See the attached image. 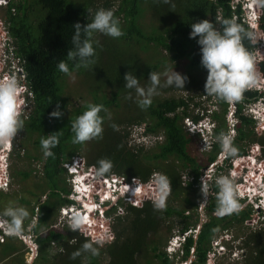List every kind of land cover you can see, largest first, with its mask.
Listing matches in <instances>:
<instances>
[{"label":"trees","instance_id":"1","mask_svg":"<svg viewBox=\"0 0 264 264\" xmlns=\"http://www.w3.org/2000/svg\"><path fill=\"white\" fill-rule=\"evenodd\" d=\"M67 1L20 0L16 6H13V10H16L15 14L11 12L12 6H9L8 11L9 30L15 39V51L19 58L27 87L33 94L31 111L25 120L22 119L24 130L29 134L38 135L39 139L35 142L38 148H41L40 141L42 138H47L48 136L57 138L55 147L51 148L52 155L46 157L43 165V185L44 189L50 190V194L47 195L45 202L38 204L37 211H34L33 208L30 212V221L33 222V217L36 218L35 226H32L31 229L33 235H35L34 243L37 247V254L33 264H100L98 257L101 255H105L109 260L107 264H140L139 261L142 260L140 257L148 252L151 253L152 259L158 260V264H174L173 259L185 262L190 257L191 250L193 255H195V259L191 264H206L207 254L211 250L213 240L222 232H228L230 229L235 228L236 225H243L249 219L251 213V210L241 209L238 214L214 217L217 191L214 185L212 186V196H210L213 201L206 208L209 212L208 220L200 227L195 239L193 235L188 236L182 248L181 258L173 256V259H171L164 252H158L155 243L150 239L155 236V232L161 227L163 219L154 213L149 218L128 220L126 222L127 226H123V220H117V224L113 228L114 239L109 246L99 249L98 254L95 256L81 252V255L75 259L72 258V254L80 250L83 243L89 240L80 234L78 235L76 231H58L53 227L49 229L46 226L51 215H55L60 208L72 204L67 198L70 190L62 185L66 182L64 176H67L63 165L77 157L78 152L84 146V143H73L74 134L71 131V124L85 109L75 110L66 119L63 115L59 118L50 116L51 112L57 110V105H59V110L62 113L66 107V102L61 98L60 92L61 82L69 74L59 71L57 65L60 61H64L70 69V74L83 73L85 70H90L93 66L92 64L88 68L74 67L75 62L68 61L67 52L73 48L72 36L74 29L72 25L75 23H80L82 27L86 25L91 20V15L95 13L97 7H94L95 5L91 0H83L84 2L77 4L71 1L68 3ZM111 3L109 0L105 1L102 7L111 10V6L113 7V5H110ZM32 10L37 15H34ZM112 12L116 18L122 15L123 21L126 23L125 31L122 30L123 35L117 39V42L121 48L125 49L127 54L132 56L129 55L123 61L117 62L116 78L112 80L116 91H114L112 100L109 103L103 102L100 104L103 105L104 109L112 106L118 108L119 103L117 100L119 98L134 93L133 89L124 87V74L126 72H131L139 82L141 80L143 82V80L147 81L146 79L151 71L157 72L162 64V62H158L155 65L147 66L145 69L142 68L135 53H132L129 48L130 45H133L129 41L138 46H142V44H145V47L153 45L155 49L160 48L165 52L170 60L178 61L184 59L189 66L197 67L200 64V52L196 39L189 38L191 24L207 19L219 28L225 19H231L247 29L243 24L240 6L234 8L231 5V0H167V2L165 0H121L117 9L115 8ZM145 13H148L152 22L157 25L151 27L148 35H144L137 24ZM261 13L260 29L264 34V3L261 5ZM30 15L34 20L30 18ZM243 44L250 53L254 51L253 45L247 40L243 41ZM98 49L95 48V51ZM262 67L264 69V62ZM182 76L187 77L188 75ZM191 85L187 77L184 89L161 86L158 92H184L188 94L197 89V85L194 87ZM194 94L192 92L188 99L189 103L192 101L191 105L193 107H197V102L194 103L192 100ZM203 95L208 96L205 92H203ZM254 95L246 90L241 100L248 102L254 99ZM200 96L202 97V94H199ZM217 105L220 106L222 112L227 109L225 102L217 100ZM179 106L180 104H177L172 99H163L162 101L157 99L148 107L142 109L138 105L139 114L130 117L128 122L115 121L109 126L108 130L103 131V138L95 139L96 143L89 148L86 166L93 167L95 170L98 167L97 162L99 160L107 159L111 161L112 167L108 173L100 177L119 176L123 177L127 182L136 179L146 183L154 172H162L168 178V181L174 185L176 179H180L178 175L180 173L173 165L176 162L178 168L188 169V174L196 179L199 175L200 167L194 159H191L187 151L191 138L184 131L181 123L183 116L176 110ZM182 107L188 109L185 104ZM235 107L239 125L235 126L237 138H234L233 142L238 148V156H242V151L245 149L243 142L247 137L245 134L247 130L252 133L250 128L253 126V121L240 114L242 107L239 104L236 103ZM184 109L182 110L187 111ZM168 114H173V116L170 117ZM217 116L215 112L211 115L213 119L217 118ZM147 120L150 121L146 128L147 133L151 135L162 134L164 141L156 145L155 148L147 150L128 147L127 139L129 133L126 130L119 129L121 124L128 126L136 121L135 125H138ZM215 133H221L219 128L215 130ZM250 140L253 139L250 138ZM97 148L99 150L95 152ZM220 151L218 143H213L206 164L213 162ZM34 159L37 160V158ZM141 159H144L146 163L142 164ZM159 163L164 164L162 170ZM18 175L22 179L30 176L29 173L23 172H19ZM105 185L106 183L102 185L100 194L107 191V186L105 187ZM99 187L100 185L97 184L96 191ZM108 188H111V186L109 185ZM179 193H181V190ZM146 194L148 193L143 195ZM41 195L45 194L41 192ZM175 195L173 194V198L177 200ZM51 196H54L55 199L50 200ZM151 197L154 199L155 195ZM187 200V198L183 199L188 205H194ZM174 213L180 219L185 218L183 212L175 211ZM43 227L48 230L37 235L38 229ZM84 227H87L84 229L87 232L88 226ZM181 231L183 232L180 233H185L187 227H182ZM53 244H57L61 248L58 251L60 257L58 261L50 260L47 256ZM240 248L246 254L242 257L239 264H264V234H262L261 230L251 232L243 240ZM1 251L4 255L11 254L10 256H13L16 249L6 244ZM145 262L146 264H151L150 260ZM20 264H23V262L21 261Z\"/></svg>","mask_w":264,"mask_h":264},{"label":"rangeland","instance_id":"2","mask_svg":"<svg viewBox=\"0 0 264 264\" xmlns=\"http://www.w3.org/2000/svg\"><path fill=\"white\" fill-rule=\"evenodd\" d=\"M20 0H14V4H17ZM73 3H81L83 0H68ZM93 1L94 7L96 9H105L102 7V4L108 0H91ZM112 3L111 11L119 6L121 0H109ZM234 4L239 2H243V0H232ZM84 2V1H83ZM99 3V4H98ZM262 3H260V6ZM107 10V9H106ZM16 10H13V14H15ZM34 15H37L35 11L32 10ZM15 16V15H14ZM40 17V16H38ZM42 17V16H41ZM32 19V16L30 15ZM119 27L121 30L125 31L126 23L123 21L122 15L118 18ZM34 20V19H32ZM138 28L143 32L144 35H148L151 30V27L157 26L154 22H152L148 13H145L141 20H138ZM9 18H7V13L5 11L0 12V78H3L6 75L14 74L18 77L20 74L19 63L17 59L14 57L12 52V58L14 61L10 60V50L8 49V40L6 39V31L10 33L9 30ZM122 31V32H123ZM264 36V35H263ZM93 39L98 41L99 44H94L95 48H99L95 54V62L93 66L88 71H84L83 73H71L66 76L61 82V92L60 96L63 100H65V110L63 111V117L66 119L75 110H83L89 104L100 105L103 102H110L112 100V95L114 91H116L115 84L112 83V80L116 78V64L117 62L123 61L126 57L131 54H127L125 49L121 48L120 44L117 42V39L111 38L101 33L94 34ZM13 50L16 48L15 40H13ZM131 42L133 45H130L129 48L131 49L132 53H135L137 60L142 68H146L147 66L155 65L158 62H162L160 69L157 71L161 73V84H164L166 80V76L164 73L166 71H170L173 69L175 72L179 73L180 75H188L191 82V86L197 85V89L192 91L194 92L193 102H197V107H193L191 105L192 101L189 103V96L192 92L185 94L184 92H167L162 93L158 92L157 95H154L151 99V103L154 100L162 101L163 99H172L177 104H180L178 108H176L177 112L183 116L181 119V123L183 125L184 131L189 135L191 138V142L187 147V151L191 159H194L197 164L199 165V175L195 179H189L183 182L182 177L185 176V173H188V169H181L177 167V163L175 165L180 179H176V182L171 183L169 181V187L172 194H176L177 200L172 198L166 200V207L163 210H156L153 207V193L151 189L156 188V177L160 174H154L151 178H149L147 183H140L138 181H133L135 186L138 185L143 187H148V194L143 195L141 190L133 191L130 189H117L119 193L108 198L111 200L108 203L107 199L103 203L99 200L100 194L99 191L91 190L88 188V191L84 192L83 189L81 190L80 195L83 198H90L91 200H96L101 205V208H97L99 213L97 214V218L94 220L92 226L95 227H88V232H85V228H81L79 231H76L77 234L83 236L84 238L90 239V232L91 230H95L97 233L103 229L104 223H101V220H106V211L110 212V208L113 207L115 204L119 203L120 208H116L113 211V215L108 217L112 220L111 234L112 239L110 242H106L103 246L99 247V249H103L109 244L112 243L114 239L113 228L117 224V220H123V226H127L126 222L128 220L134 218H149L151 214H157L158 217H162L161 227L155 232V236L151 237L150 239L153 240L158 252H164L169 257L170 248L174 246V242L177 238L181 239L184 235H179L178 232H183L182 227H187V231L185 234L193 235L194 237L197 235L198 229L208 220L207 215L209 212L207 211V207L204 208L205 204H211L213 200L210 199L212 196V186H215V180L219 177L217 173V167H219V163H221L222 157L218 158L216 155L215 160L210 162L208 165L206 164V160L210 155L209 146H208V136L207 132L203 130V127L210 128L212 125L215 128H219L221 132H232L235 137V126L239 125L238 118L235 117V104L238 103L242 106V110L240 114L245 117L249 118L253 121V128L254 134L252 135L249 133V130L246 131V139L252 138L253 141L261 142L260 146L252 145V143H243L244 151H242L243 156H238V153L235 157L228 158L224 160L226 164L224 166V171L227 172L228 170L233 171L229 173L234 180H238L237 183L240 185L238 186L239 189V201L242 205V209L251 210L249 219L243 225H236L235 228L230 229L228 232H222L216 239L212 242V248L210 252L207 254V261L206 264H239L242 260V257L246 254L243 250L241 251L240 246L242 245L243 240L251 233L258 230L262 231L264 234V199L258 200L256 199L253 201L251 196H246L243 198L241 196V189L245 186H256L259 183H264V163L263 157L261 158L260 152L264 149V135H263V127H264V119L261 110L257 107L256 104L254 106L253 101L250 100L245 102L240 100L233 104H227V109L222 112L220 106L217 105V100L214 97L204 96V83L206 80L207 72L205 69L201 67L199 64L197 67L189 66L186 60H178L172 61L170 60L169 56L166 55L160 48L155 49L153 45L145 47V44L136 45L135 43ZM101 46V48H100ZM145 49H143V48ZM255 57L256 61V70L259 75V80H264V69L262 64L264 62V42L261 41V49L259 47L254 48V53L252 54ZM21 82H23V77L18 78ZM109 82L107 83V81ZM147 81L139 82L141 87H147L149 84L148 78ZM107 83V84H106ZM253 89V88H251ZM184 93V94H183ZM199 94H202V97H199ZM140 97L137 96L135 90L134 93L129 94L128 96H123L117 100L119 103V107L116 108L114 106L105 108L107 112L101 111L100 115L104 117L102 127L103 131L108 130L109 126L115 121L120 122H128L130 117H134L139 114V107L137 101ZM127 100V102H126ZM182 104V105H181ZM183 104L188 106V109H184L182 106ZM264 105V104H263ZM141 108V107H140ZM142 109V108H141ZM187 110V111H183ZM207 110V111H206ZM215 112L218 116L217 118L213 119L211 117L212 113ZM22 113V111H20ZM206 114L209 116V119L206 118ZM233 114V115H232ZM168 116H173V114H168ZM203 117V119H202ZM25 120V118H22ZM193 121V123H192ZM132 122V121H131ZM136 121L128 126L121 124L122 130H126L128 133L131 129L134 130ZM150 124V121H145L144 123L138 124L144 128ZM257 128V130H256ZM261 130V131H260ZM102 136L100 138H103ZM218 135V134H217ZM160 140L157 139L152 142V146L149 148H155L156 145L161 144L164 141V137L162 134H158ZM99 138V139H100ZM39 137L37 134H29L23 129L19 130L17 135L14 137L13 141L10 145H0V152H7V149L10 148L11 152L6 154V156H2L0 160L2 163L4 162L2 159L6 161L8 165V173H10V185L7 191L0 190V211H2L5 207L9 206L10 204H14L16 206H22L27 209L29 216L24 221L23 230L20 236H13V237H1L0 236V264H20L21 261L23 264H33L35 261L36 255V247L33 245L35 235H33L31 229L33 226V222L35 224L36 218L33 217V222L30 221L31 210L37 211L38 204H42L47 200V195L50 194V190L47 188L44 189L43 185V165L45 164L46 157L43 154L42 148H38L35 145V142L38 141ZM216 142V139H215ZM95 139L90 140L84 143V146L81 148V151L78 152L77 157L74 159L76 162H79L78 165H85L86 164V157L89 153V148L95 144ZM205 145L207 147H205ZM127 146H131L130 143H127ZM148 147L144 148V150L149 149ZM99 149L97 148L95 152ZM258 157V159H257ZM34 158H37L34 159ZM263 160V161H262ZM142 164H145L146 161L144 159L140 160ZM249 163L248 169H252L250 171L251 175L247 178V174L244 180L240 181V174L245 171L246 164ZM161 164V170L164 167L163 163ZM252 165L254 167H252ZM252 167V168H251ZM19 172L26 173L28 176L26 179H22ZM162 175L163 173L160 172ZM203 175L205 180H203L204 184H206L208 189V195L205 199L204 196L201 194V184L202 179L199 177ZM165 176V175H164ZM193 177L192 175H190ZM222 176V175H221ZM224 176V175H223ZM113 176H110L111 178ZM66 179L64 185L68 190L71 189V183L69 176H64ZM96 179H99L96 177ZM130 183L131 184H133ZM262 189V186H260ZM43 190V191H42ZM181 190V193L179 191ZM109 191L114 192V189L107 190V195ZM115 191V192H116ZM127 191V192H125ZM43 192L45 195H41ZM125 193H128L130 197H125ZM132 193H135V199H131ZM84 194V195H83ZM140 194L139 196H137ZM126 196V195H125ZM68 198V197H67ZM80 198V197H79ZM149 198V199H148ZM184 198H187L193 206L188 205L187 202L183 201ZM55 199L54 196L50 197V200ZM169 199V198H168ZM173 199V200H172ZM23 200V201H22ZM75 202L79 199L74 198ZM187 200V201H188ZM107 201V202H106ZM216 201V199H215ZM207 202V203H205ZM148 205V206H147ZM207 205V206H208ZM144 206H146L144 208ZM71 207H76V209H82L84 207L83 201L76 202L75 205L71 204L69 206H64L63 210ZM205 210H204V209ZM61 209V208H60ZM59 209V210H60ZM56 212L55 215H51V218L48 221L47 227H53L55 230L58 231H66L70 230V227L66 224L62 223V219H60V213ZM151 210V211H148ZM103 212V216L101 213ZM129 211V212H128ZM177 212H183L184 219H180L176 214ZM171 215V216H170ZM199 215V216H198ZM94 218L95 215L93 214ZM147 216V217H146ZM154 216V215H153ZM214 217H217L215 213L213 214ZM4 218H0V221H3ZM109 228V230H110ZM46 230V227L39 228L38 233L42 234ZM107 231V230H106ZM91 235V234H90ZM11 245L16 249V252L13 256L8 254H2L1 249L4 245ZM148 245V244H147ZM50 252L47 253V256L50 260L58 261L59 260V250L60 247L57 244H53L51 246ZM243 249V248H242ZM6 256V257H5ZM4 257V258H3ZM142 260L139 261L140 264H146V260H150L151 264H158V260H154L151 258V253L148 252L146 255L140 257ZM195 259V255H191L186 261V263H182L179 259H173L174 264H189V262H193ZM13 260V261H12ZM100 264H107L109 260L105 257V255H101L98 257Z\"/></svg>","mask_w":264,"mask_h":264},{"label":"clouds","instance_id":"3","mask_svg":"<svg viewBox=\"0 0 264 264\" xmlns=\"http://www.w3.org/2000/svg\"><path fill=\"white\" fill-rule=\"evenodd\" d=\"M165 2H167V0H165ZM260 3H264V0H243L242 3L239 2L237 4H234L231 0V5L234 8L236 6H240L243 24L247 29L235 20L231 19H225L219 28H217L209 20L204 19L191 24L189 38L196 39L200 52V65L207 72L204 83L205 94L215 97L218 101L233 104L240 101L243 93L247 90L255 94L254 99L251 100L253 101L254 106L256 104L258 105L257 107L261 110L264 119V80H259V75L256 70L255 57L252 55L254 51L250 53L243 44V41L247 40L254 48L259 47L261 49V41L264 42V34L260 29V22L262 19ZM14 5H17L14 4V0H0V12L5 11L8 18L9 6H12L11 12L13 13ZM72 26L74 29L72 36L73 48L67 52V59L68 61H74V67L77 68H88L90 65L94 64L96 51L93 45L99 44L98 41L93 39L94 34L101 33L114 39H118L123 35V32L119 27L118 19L114 16V13L111 10L106 9L96 10L95 13L91 15V20L83 27L80 23H75ZM6 39L9 42L8 49L10 50V60L14 61L11 56L13 52L14 57L17 59L19 63L18 65L20 66V74L18 77L14 74H9L0 78V145L5 146L10 145L18 131L23 129L22 118H26L28 116L33 105V94L27 87L25 76L21 70L20 61L15 51L16 48L13 50L12 47L14 43L13 40L15 39L11 33L7 31ZM57 67L62 73L70 74V69L64 61H60ZM164 75L166 76V80L162 85L161 73L151 71L148 77V86L141 87L136 76L131 72H126L124 74V87L135 90L137 96L140 97L137 101L138 105L141 108H146L151 104L152 97L158 94V89L161 86H171L184 89V84L187 80L186 76L180 75L173 69L166 71ZM19 77H23V82L18 79ZM20 111H22V113H20ZM101 111L107 112V110L103 108V105L89 104L86 109L75 118L71 124V131L74 134L73 143L83 144L102 136V123L104 117L100 115ZM232 113L236 114V107L235 111ZM62 114L63 113L59 110V105H57V110L51 112L50 116L59 118ZM205 117L209 119L207 114ZM202 129L207 132L209 150H211V146L215 143L216 139V142L220 147L221 154L224 157L232 158L237 155L238 148L234 145V134L232 132H221L217 135L215 133L216 128L214 125L210 128L206 126ZM147 138L160 140V137L156 134H148L146 128L141 125H136L134 130L131 129L129 132L127 143H130L131 147L136 149L146 148L147 146L145 147L144 145L137 147L131 141L132 139H137L142 142V140H146ZM56 143L57 138L55 136H48L47 138L41 139L40 145L45 157L52 155L51 148L55 147ZM205 147L207 146L205 145ZM10 152V148L7 149V152H0V158L2 156H6V154ZM75 158L63 165L67 176L71 177V189L68 200H70L73 205H75L76 202H86L88 199L83 198L80 195L81 190L83 189L84 191L86 189V191H88L89 188L96 191V185L98 184L99 179L107 180L108 184L105 185V187L107 186L108 188L109 185L112 184L110 179L118 180L119 178H123L119 176H113L111 178L100 177L105 173H108L111 169L112 163L110 160H99L97 162L98 167L94 170L93 167L86 166V164L78 165L79 162H76L74 160ZM2 160L4 162L2 163L0 160V190L5 192L9 188L11 175L8 173V165L6 164V161L4 158ZM245 166L246 169L244 172L241 173L238 171L240 174V181L244 180L248 173L247 178L251 175L250 171H252V169H248L249 163ZM252 167L254 166L252 165ZM220 170V167H217V173L220 176L215 180V186L217 189L215 196V215L217 217H224L226 215L238 214L242 209V205L239 201L238 189L240 184L237 183L238 180H234L231 175L223 176L224 173ZM232 172L233 171L230 173ZM156 173L160 175L156 177L157 192L153 199V207L156 210H163L166 207V200L170 201L171 197L173 198V194L171 195L169 181L166 176L162 175L160 172H154L151 177ZM184 175L185 176L182 177L183 182L194 178L188 173H185ZM96 177L99 179H96ZM199 178L202 179L200 191L202 196L206 199L208 189L203 182L205 178L203 175ZM78 180H80V182L77 183ZM132 180L140 182L136 179ZM132 180L130 182L125 180L126 188L123 186L120 188L119 185H116L117 182H115L114 184L116 185V190H138V187H133V185L135 186L134 183L130 185V183L133 182ZM92 184L95 186V189L91 188ZM118 193L119 192L116 191L114 195ZM125 195L124 198L130 197L128 193H125ZM135 195V193H132L131 199H135ZM139 195L140 194L137 196ZM246 196H251L254 201L256 199L262 200L264 198L256 197L253 191L246 194ZM74 198L79 200L75 202ZM105 199L106 198L103 200L105 201ZM91 202L93 204V208L95 207V210L92 213L95 217H97V214L99 213L97 208H100L98 204L99 202L96 200H91ZM110 202L111 200L109 199L108 203ZM63 208L64 207L59 210L60 216ZM83 208H85V205ZM116 208H120L119 203L111 207V211H106V213H113ZM28 216L29 213L27 209L22 206L10 204L5 207L2 211H0V218H4L3 221H0V223H4V229L7 235H3V233L2 235L4 237L20 236L23 230L24 221L28 218ZM85 221V217L80 216L78 213L74 214L70 220V230L79 231ZM33 226H35L34 222ZM198 232L199 229L196 234H198ZM178 234L184 236L181 239L177 238L174 242V246L170 248L169 254L171 259H173V256L176 258L182 257V248L189 236L180 232H178ZM111 238V235L108 234L107 231H102L100 234L95 235L92 240L83 243L82 248L72 254V258L75 259L77 256L81 255V252L89 253L92 256L97 255L99 247L103 246L106 242H110ZM195 238L196 236L194 239ZM191 255H193L192 250L190 251V256ZM191 263L192 262H190V264Z\"/></svg>","mask_w":264,"mask_h":264},{"label":"built area","instance_id":"4","mask_svg":"<svg viewBox=\"0 0 264 264\" xmlns=\"http://www.w3.org/2000/svg\"><path fill=\"white\" fill-rule=\"evenodd\" d=\"M153 141H155V139H146V140H142V142H140L139 140H137V139H132V143L135 145V146H137V147H140V146H142V145H144L145 147L147 146H152L153 144H152V142ZM206 179V178H205ZM133 181V180H132ZM110 182L112 183L110 186H111V189L113 188L114 189V191L116 190V185H119V187L121 188L122 186L124 187V188H126V182H125V180L123 179V178H119L118 180H114V179H110ZM115 182H117V184L115 185L114 183ZM103 183H106V185L108 184V181L107 180H104V179H99V182H98V184L100 185V187L97 189V191H99V193L98 194H100L101 192H102V185H103ZM134 183V182H133ZM135 184V183H134ZM206 185V184H205ZM91 188L92 189H95V186L92 184V186H91ZM110 188H107V190H109ZM109 193H112L111 191H109ZM102 196L103 195H101L100 197H99V201L101 202V203H103V199L104 198H102ZM99 204V203H98ZM99 206H100V208H101V205L99 204ZM99 208V207H98ZM73 212H76V213H81V214H84V217L86 218V221H85V223H84V226H88L89 228L91 227V229H92V227H95V226H92V224H93V222H94V220L97 218V217H95L94 218V216H93V213H89V215H88V213H85L86 212V210H85V208H80V209H76V207H71V208H67V209H65V210H62V214H61V217H60V219H62V223L63 224H66V225H68L69 226V224H70V220H71V217L74 215L73 214ZM102 212V211H101ZM106 213V212H105ZM106 220H108L107 222H105L104 220H101V223H104V226L102 227L103 229H101V231H99V233H97L95 230L93 231V230H91V232H90V234H89V236H90V239L92 240V238L95 236V235H98V234H100L102 231H106L107 230V233L108 234H110L111 235V237H112V234H111V228H110V226H112V220H111V218L110 217H108V216H110V215H113L112 213H110V214H107L106 213ZM101 216H103V212L101 213ZM83 228V227H82ZM87 228V227H86ZM109 228H110V230H109ZM1 231H2V233H3V235H7V233H6V231H5V229H4V223L2 222L1 223ZM87 232H88V229H87ZM2 235V237H4ZM112 239V238H111Z\"/></svg>","mask_w":264,"mask_h":264},{"label":"bare ground","instance_id":"5","mask_svg":"<svg viewBox=\"0 0 264 264\" xmlns=\"http://www.w3.org/2000/svg\"><path fill=\"white\" fill-rule=\"evenodd\" d=\"M262 129H264V127L262 128ZM78 182H80V180H78L77 181V183ZM260 184V186H262V189H260V186L259 185H256V186H254V187H252V186H245L244 188H242L241 189V196L243 197V198H245L246 197V194H248V193H250V192H254L255 193V196L256 197H264V183H259ZM258 187V188H257ZM138 188L142 191V193H148V187L146 186V187H143V186H140V185H138ZM111 189V188H110ZM85 192H86V189L84 190ZM151 192L153 193V195H156V192H157V188H154V189H151ZM114 193L115 192H112V193H108V196H106L107 195V192H104V193H102V194H100V196L101 195H103L102 196V198H106V199H108L110 196H113L114 195ZM264 199V198H263ZM254 201V200H253ZM207 203V202H206ZM84 205H85V210H86V212L85 213H88V215H89V213H92L94 210H95V207L93 208V204H92V202H91V199L90 198H88V200L86 201V202H84L83 203ZM93 208V209H92ZM204 209V208H203ZM82 213V212H81ZM81 213H78L80 216H82V217H84V214H81ZM73 214H77L76 212H73ZM72 218V217H71ZM85 220H86V218H85ZM82 227H84V224H83V226ZM35 247H36V245L35 244H33ZM36 249V254H37V247L35 248ZM36 256V255H35ZM187 261H185V262H182V263H186ZM189 264H190V262H189Z\"/></svg>","mask_w":264,"mask_h":264},{"label":"flooded vegetation","instance_id":"6","mask_svg":"<svg viewBox=\"0 0 264 264\" xmlns=\"http://www.w3.org/2000/svg\"><path fill=\"white\" fill-rule=\"evenodd\" d=\"M238 104V103H237ZM241 106V105H240ZM242 107V106H241ZM235 117H236V114H235ZM251 130H252V135L254 134V128H253V126H251V128H250ZM235 132H236V134H235V139L237 138V131L235 130ZM263 135H264V133H263ZM237 143H241V142H237ZM243 143H252L251 144V146L252 145H256V146H260L261 148H263L261 145V142H256V141H253V140H250V139H246ZM260 154H261V158L264 156V149H262V151L260 152ZM218 155V158L219 157H222V154H221V151L217 154ZM225 159H227V158H225L224 156H223V158L221 159V163H219V167H220V171L222 172V173H224L223 175L224 176H226V175H228V176H230L229 175V173L231 172V170H228L227 172H225V171H223V169H224V166L226 165L225 163H224V160ZM263 161V160H262ZM264 163H262V165H263ZM222 175V174H221ZM220 176V175H219ZM206 203V202H205ZM207 205H208V203L207 204H205V206H204V208H206L207 207ZM193 206V205H192ZM205 210V209H204ZM207 211H208V209H207ZM199 216V215H198ZM208 216V215H207Z\"/></svg>","mask_w":264,"mask_h":264},{"label":"crops","instance_id":"7","mask_svg":"<svg viewBox=\"0 0 264 264\" xmlns=\"http://www.w3.org/2000/svg\"><path fill=\"white\" fill-rule=\"evenodd\" d=\"M0 236L2 237V232H1V223H0ZM3 238V237H2Z\"/></svg>","mask_w":264,"mask_h":264}]
</instances>
